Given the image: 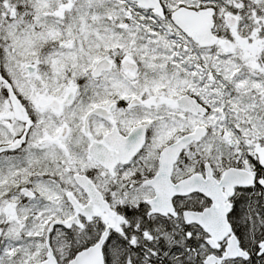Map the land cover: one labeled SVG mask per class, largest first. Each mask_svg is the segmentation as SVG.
<instances>
[{"label": "snow or ice", "instance_id": "1", "mask_svg": "<svg viewBox=\"0 0 264 264\" xmlns=\"http://www.w3.org/2000/svg\"><path fill=\"white\" fill-rule=\"evenodd\" d=\"M0 264H264V0H0Z\"/></svg>", "mask_w": 264, "mask_h": 264}]
</instances>
